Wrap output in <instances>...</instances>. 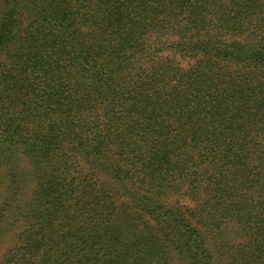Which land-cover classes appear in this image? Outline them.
Listing matches in <instances>:
<instances>
[{"label":"trees","instance_id":"obj_1","mask_svg":"<svg viewBox=\"0 0 264 264\" xmlns=\"http://www.w3.org/2000/svg\"><path fill=\"white\" fill-rule=\"evenodd\" d=\"M0 264H264V0H0Z\"/></svg>","mask_w":264,"mask_h":264},{"label":"rangeland","instance_id":"obj_2","mask_svg":"<svg viewBox=\"0 0 264 264\" xmlns=\"http://www.w3.org/2000/svg\"><path fill=\"white\" fill-rule=\"evenodd\" d=\"M6 246H7V243L6 242L0 244V256L4 252V249H5Z\"/></svg>","mask_w":264,"mask_h":264}]
</instances>
